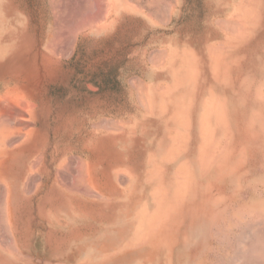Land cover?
Segmentation results:
<instances>
[{
	"label": "crops",
	"instance_id": "crops-1",
	"mask_svg": "<svg viewBox=\"0 0 264 264\" xmlns=\"http://www.w3.org/2000/svg\"><path fill=\"white\" fill-rule=\"evenodd\" d=\"M262 8L260 0H0V86L37 90L14 100L36 108L52 138L39 163L35 140L7 146L0 125V264H144L159 254L171 263L176 253L188 264H264ZM60 119L78 122L66 135L77 143L63 144L56 155L70 160L57 163L83 184L89 168L95 187L201 186L189 198L200 206L177 208L173 253L140 239V219L117 240V218L131 224L140 210L55 184ZM87 120L111 142L109 156L95 140L87 160Z\"/></svg>",
	"mask_w": 264,
	"mask_h": 264
},
{
	"label": "rangeland",
	"instance_id": "rangeland-1",
	"mask_svg": "<svg viewBox=\"0 0 264 264\" xmlns=\"http://www.w3.org/2000/svg\"><path fill=\"white\" fill-rule=\"evenodd\" d=\"M260 1L262 2V15L264 17V0ZM12 69L13 68H5L7 77L12 78V76L14 75ZM10 80L12 82L10 85H12L13 78ZM1 84L2 83H0V85ZM57 91L60 92V94L62 93L61 89ZM0 92V109H3L5 113L7 112L6 114H3V110H0L1 112H3L2 114L0 113V115L2 116L0 118V125H4L5 129L9 128L8 130H6L7 137L5 143L8 146L15 143L22 144L27 141L35 140L36 146H38L37 160L39 163L45 162L44 156L46 140L52 139L51 137L47 138L45 136L46 121L35 119V117H37V114L35 112L36 108H33L32 105L19 104V99L14 100L15 97L22 98L24 100L31 95H35L37 90H19L13 89L11 87L3 88L2 86H0ZM39 92L44 95V90H40L38 91V93ZM15 101L18 102L16 103ZM3 115L6 118H4ZM57 116H61V114L58 113ZM2 118L4 120L1 121ZM77 123V121H66L63 119L53 121V131L62 133V136L53 137L55 141L54 156L64 149L63 144L70 143V145L73 146L77 143V135H74L73 137L66 136L69 129H71L72 127L77 128ZM94 123L95 122L92 120H87L84 123V127L86 129L85 143L87 146V160L88 158H93V152L91 151V149H89L88 146H90L91 144L94 145L93 143H95V140H97L98 144L102 145L103 155L109 156V152L111 151L112 146L111 142L107 138H95L93 131L95 128ZM101 124L103 128H117L116 122H101L100 125ZM99 127L101 126L98 125L97 128L99 129ZM15 128H17L16 131L14 130ZM30 130H32L31 132H38L40 134L38 136L25 135L26 133L30 132ZM8 132L10 136L8 135ZM29 145L31 144H28V146ZM70 154L71 153H67L64 157H59L61 156V154L55 156H58L56 158L57 161L55 160L52 167V174L54 175L55 184L67 183L70 184L71 187H80L87 193H94L97 190H100L105 194V196H112L114 198L112 201H110L109 199L102 201L104 206L107 208H115L119 210H140L143 213V216L135 218L131 222V224L129 218H117V240L124 239L126 236V232L128 234V232L131 230V227H135V225L137 224V220L140 219L142 220L141 225H143V228L141 230L144 231L140 239L159 241L167 246V251L169 253H173L175 251V249L177 248V221L180 219L179 217H177V208H192L200 206L201 203L190 201L189 198L194 194H197V189L201 186H194L189 184L183 185L176 183L170 185L121 184L118 186L102 185L95 187L94 184L91 183V181H93V169L86 168L84 170L85 179L83 184V179L76 176L77 170L61 166L64 161L70 160ZM62 158L64 159L63 163L61 165H58L57 162H59V160H61ZM201 194H204V192H201ZM123 233L125 234L121 236V234ZM134 237L136 238V234L134 235ZM171 261L172 262L170 263L169 259L164 254H159L158 256L155 255L150 260H146L144 264H188L178 262L177 253L174 255V258ZM132 264L141 263L138 258H135Z\"/></svg>",
	"mask_w": 264,
	"mask_h": 264
},
{
	"label": "bare ground",
	"instance_id": "bare-ground-1",
	"mask_svg": "<svg viewBox=\"0 0 264 264\" xmlns=\"http://www.w3.org/2000/svg\"><path fill=\"white\" fill-rule=\"evenodd\" d=\"M0 93H1V92H0ZM15 102H16V101H15ZM16 103H17V102H16ZM16 107H17V105H16ZM5 109H6V107H5ZM0 110H1V109H0ZM2 110H3V109H2ZM2 110H1V111H2ZM7 110H8V109H7ZM7 110H6V111H7ZM1 111H0L1 114H2L3 112H4L3 114H6V113H7V112L5 113L4 110H3V112H1ZM10 114H11V113H10ZM8 115H9V113H8ZM11 115H12V114H11ZM1 117H2V116L0 115V118H1ZM3 117L6 118L4 115H3ZM10 118H11V117H10ZM8 119H9V118H8ZM2 120H4V119L2 118L1 121H2ZM6 120H7V119H6ZM10 120H11V119H10ZM8 121H9V120H8ZM4 122H5V121H4ZM1 123H2V122H1ZM5 123H6V122H5ZM18 125H19V124H18ZM23 125H24V124H23ZM8 129H9V128H8ZM8 129H6V130H8ZM9 136H10V135H9ZM40 172H41V171H40Z\"/></svg>",
	"mask_w": 264,
	"mask_h": 264
}]
</instances>
